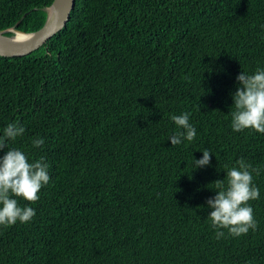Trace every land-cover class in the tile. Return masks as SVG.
Returning a JSON list of instances; mask_svg holds the SVG:
<instances>
[{"label":"trees","instance_id":"16d2710c","mask_svg":"<svg viewBox=\"0 0 264 264\" xmlns=\"http://www.w3.org/2000/svg\"><path fill=\"white\" fill-rule=\"evenodd\" d=\"M51 3L0 0V30L39 29ZM257 68L264 0H75L44 45L0 56V135L19 121L9 147L50 176L35 203L17 198L32 220L0 226V264H264V134L230 115ZM185 112L196 138L172 146ZM241 157L261 169L258 226L217 239L206 201Z\"/></svg>","mask_w":264,"mask_h":264},{"label":"clouds","instance_id":"9594fccd","mask_svg":"<svg viewBox=\"0 0 264 264\" xmlns=\"http://www.w3.org/2000/svg\"><path fill=\"white\" fill-rule=\"evenodd\" d=\"M236 80L238 86L232 94L234 108L230 112L233 131L246 129L264 134V68H257L252 74L241 72ZM190 113L171 115L177 131L168 139L172 146L183 141L191 142L196 138V128L189 121ZM19 121L8 123L0 135V151L7 149L0 156V226L9 227L19 223H28L35 216V209L27 205L21 206L18 199L35 203L39 200V192L50 180L49 165L44 157L32 162L18 148H10L9 142L15 141L25 133ZM43 138H34V147L44 146ZM200 159L193 157L192 169L210 164L211 155L207 149L201 150ZM226 180L213 181L215 196L206 201L212 211L208 214L211 225L216 229V238L228 234L233 237L246 235L249 230L255 231L257 221L249 201L260 198V190L254 183L253 173L260 175L261 169L247 163L243 157L235 165L225 166ZM213 189V188H212ZM203 207V206H201Z\"/></svg>","mask_w":264,"mask_h":264},{"label":"water","instance_id":"95a60500","mask_svg":"<svg viewBox=\"0 0 264 264\" xmlns=\"http://www.w3.org/2000/svg\"><path fill=\"white\" fill-rule=\"evenodd\" d=\"M75 0H52L47 7L44 24L33 32H22L15 28L0 30V56L15 57L30 54L44 45L69 19ZM12 32V35H5ZM25 36V37H22Z\"/></svg>","mask_w":264,"mask_h":264},{"label":"bare ground","instance_id":"6f19581e","mask_svg":"<svg viewBox=\"0 0 264 264\" xmlns=\"http://www.w3.org/2000/svg\"><path fill=\"white\" fill-rule=\"evenodd\" d=\"M22 37H25V36H22Z\"/></svg>","mask_w":264,"mask_h":264}]
</instances>
